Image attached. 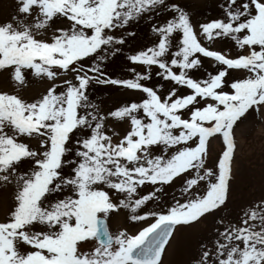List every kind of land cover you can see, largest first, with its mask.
<instances>
[{
  "label": "snow or ice",
  "instance_id": "1",
  "mask_svg": "<svg viewBox=\"0 0 264 264\" xmlns=\"http://www.w3.org/2000/svg\"><path fill=\"white\" fill-rule=\"evenodd\" d=\"M16 2L0 23V71L17 85L29 73L50 84L33 102L0 92V188H14L0 264H163L177 228L210 216L194 264H264V197L219 215L235 181L234 129L264 117V0H220L221 15L198 26L169 0ZM143 21L156 39L137 48ZM121 60L129 75H109ZM93 85L141 100L105 110ZM109 121L129 128L121 136ZM214 137L224 150L209 167ZM121 210L137 231L111 230Z\"/></svg>",
  "mask_w": 264,
  "mask_h": 264
},
{
  "label": "rangeland",
  "instance_id": "2",
  "mask_svg": "<svg viewBox=\"0 0 264 264\" xmlns=\"http://www.w3.org/2000/svg\"><path fill=\"white\" fill-rule=\"evenodd\" d=\"M169 2L177 3L183 7L189 13L194 26L221 15V11L217 6L220 0H169ZM14 15H17L16 0H0V23L10 21ZM135 30L138 33L134 41L137 48L149 46L156 39L150 32V26L147 21L141 22ZM196 30L199 32L198 27ZM212 47L218 51L231 50L232 54L236 55V49L231 42L217 41ZM127 50H130V48ZM202 60L204 61V68L215 73V69L211 67L212 62L206 58H202ZM124 64H127L126 60H121L117 64H110L107 68L108 74L114 77L128 76L127 72L121 71V65ZM153 71L155 73V69ZM196 75L200 78H205L203 70ZM232 75L242 77L244 73L233 72ZM158 82L171 87L168 82L161 81L153 75L150 83L156 84ZM49 84V81L35 78L29 73L26 77V84L17 85L12 80L9 72L0 71V92L18 95L28 102L38 99ZM90 92L92 97L97 102H100L105 110L124 103L139 102L141 100V96L138 93L118 90L111 86L93 85ZM182 92L187 94V90H182ZM108 127L123 136L129 125L127 123L109 121ZM234 138L237 145L233 165L235 181L232 184L229 208L227 211L219 213L220 216H226L229 212L235 216L240 208L264 197V117H258L254 113L248 115L246 119L239 122L235 127ZM31 143L35 146L34 142ZM223 150L222 138L214 137L210 139L209 167H215L217 159ZM179 187L180 185L177 184L164 198L172 202L173 193L179 197ZM13 204L14 188L11 186L7 189L0 188V221L6 219ZM127 216L128 213L125 210H121L118 215H113L110 218L111 230L113 232L124 229L130 232L137 231L140 225H132ZM216 219L217 217L210 216L203 223H198L195 226L178 227L170 245L166 249L163 264H194V258L197 257L201 242L209 240L214 233ZM87 247L91 248L92 244L88 243Z\"/></svg>",
  "mask_w": 264,
  "mask_h": 264
},
{
  "label": "bare ground",
  "instance_id": "3",
  "mask_svg": "<svg viewBox=\"0 0 264 264\" xmlns=\"http://www.w3.org/2000/svg\"><path fill=\"white\" fill-rule=\"evenodd\" d=\"M215 147L217 148V145L215 144Z\"/></svg>",
  "mask_w": 264,
  "mask_h": 264
}]
</instances>
